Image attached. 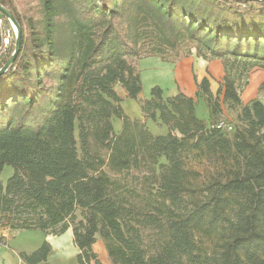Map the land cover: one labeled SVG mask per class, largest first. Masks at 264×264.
<instances>
[{"label":"trees","instance_id":"obj_1","mask_svg":"<svg viewBox=\"0 0 264 264\" xmlns=\"http://www.w3.org/2000/svg\"><path fill=\"white\" fill-rule=\"evenodd\" d=\"M34 1L23 11L0 0L22 43L0 74L1 229L72 228L79 264H105L94 249L100 238L112 264H264V100L241 97L251 69L264 68V0ZM0 17L1 46L13 30ZM193 50L221 60L216 94L206 76L196 97L160 85L140 97L141 59L171 62ZM117 86L168 133L129 117ZM200 99L209 121L197 116ZM226 111L236 113L229 132L217 127ZM188 153L215 169L200 187ZM6 165L14 171L4 184ZM142 167L157 173V187L141 207L112 174ZM196 234L213 242L211 253ZM52 250L44 241L21 258L50 264Z\"/></svg>","mask_w":264,"mask_h":264},{"label":"rangeland","instance_id":"obj_2","mask_svg":"<svg viewBox=\"0 0 264 264\" xmlns=\"http://www.w3.org/2000/svg\"><path fill=\"white\" fill-rule=\"evenodd\" d=\"M19 9L25 11L35 5L34 0H14ZM13 34L8 30H4L10 41V48H15L16 34L13 26L11 25ZM195 52V50H193ZM192 51V52H193ZM173 61H177V56L169 57ZM145 62L140 63L141 76L143 82V90L141 92V97L143 99L148 98L151 95V89L154 85H161L164 89L166 95H171L170 89L172 88L169 79L165 75H161V70L155 68H147ZM2 62H0L1 64ZM223 65V64H222ZM259 71L261 75V80L257 85L255 79L251 82L252 89H248L247 92H253L258 90L254 98H259L264 100V89L260 90L261 84L264 82V68L254 67L249 72V79L251 74ZM256 78V77H253ZM245 80V79H244ZM223 81V79H222ZM222 81H215L213 83V92L216 94L219 88L222 86ZM246 88V87H245ZM244 88V89H245ZM243 89V91H244ZM117 92L122 97V106L126 114L133 119H141L149 128V130L154 135L166 134L169 131L167 125L155 122L151 119H145L140 103L137 99L131 98L127 95L125 89L122 86L116 87ZM247 95V94H246ZM245 95V97H246ZM197 116L204 121H209V109L207 102L203 99H200L197 103ZM224 120L230 122L235 121L236 113L226 111V115L223 116ZM114 126L116 131H120L122 128V121L120 119H115ZM185 157V165L191 171L190 180L197 184V186H202L203 183L207 182L211 173L214 172V168H210L204 164V159L197 157L195 154L188 153ZM14 168L10 165H6L2 171L1 178L4 184L7 183L8 178L13 174ZM115 178L119 179L120 184L123 186V192L132 203H135L139 206H143L146 200L150 198L153 194L151 193L157 187V173H152L147 168L133 169L129 172L112 174ZM199 196L201 193L198 192ZM188 200V199H187ZM152 232L147 231V234ZM0 234L6 240V245L0 250V264H25L21 258V253H31L37 248H39L44 241H48L52 245V254L49 258L50 264H79L78 255L79 249L77 248L74 239H73V230L72 228L67 229L65 232L59 235H53L45 233L41 230H16L12 231L9 229H1ZM196 238L200 240L202 247L207 248L209 253L212 252L213 242L210 239L200 237L199 234H196ZM94 249L100 254V252L106 251L105 243L103 239H98L94 245ZM108 254V252H107ZM108 264H112L110 257L104 258Z\"/></svg>","mask_w":264,"mask_h":264},{"label":"crops","instance_id":"obj_3","mask_svg":"<svg viewBox=\"0 0 264 264\" xmlns=\"http://www.w3.org/2000/svg\"><path fill=\"white\" fill-rule=\"evenodd\" d=\"M147 60L148 62H145L147 68L159 69L161 70V75H165L169 79L171 86L173 85L170 89V93H172L171 95L176 94L178 91H182L188 96L196 97L198 91L197 80L200 81L203 77H209L211 80V88L213 90V83L215 81H222L225 76L224 66L220 59L207 60L203 57L197 56L194 51L186 57L171 62L164 61L158 56L145 57L140 60L139 69L141 68L140 63H144V61ZM261 75L262 74L259 71L251 74L249 84L241 95L244 103H247L254 98L258 90H254L250 93L247 91H249L248 89H252L251 82H253V79L257 82V85L255 86H258V83L261 80ZM99 257L105 264H108L104 260V258L108 257L106 251L100 252Z\"/></svg>","mask_w":264,"mask_h":264},{"label":"water","instance_id":"obj_4","mask_svg":"<svg viewBox=\"0 0 264 264\" xmlns=\"http://www.w3.org/2000/svg\"><path fill=\"white\" fill-rule=\"evenodd\" d=\"M0 11L7 17L13 26L16 34L15 48L12 51L10 57L7 59L6 63L0 68V74L5 73L9 67L15 62L18 52L21 49V27L17 20L13 17L12 13L0 4Z\"/></svg>","mask_w":264,"mask_h":264},{"label":"built area","instance_id":"obj_5","mask_svg":"<svg viewBox=\"0 0 264 264\" xmlns=\"http://www.w3.org/2000/svg\"><path fill=\"white\" fill-rule=\"evenodd\" d=\"M2 23H3V19L0 17V25H2ZM3 34L7 35V33L5 31H3ZM5 35H3L2 44L0 46V59L6 57L9 54V50H10V44L11 43L9 41V38H7V36H5ZM217 127L221 130L228 131V132L233 130V125L226 120H221L217 124ZM5 245H6V240L0 234V250Z\"/></svg>","mask_w":264,"mask_h":264}]
</instances>
